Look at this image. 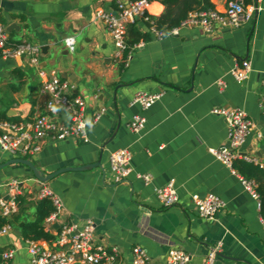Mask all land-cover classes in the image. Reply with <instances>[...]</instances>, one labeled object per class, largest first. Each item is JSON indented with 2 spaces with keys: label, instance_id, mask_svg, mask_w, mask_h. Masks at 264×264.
I'll use <instances>...</instances> for the list:
<instances>
[{
  "label": "crops",
  "instance_id": "1",
  "mask_svg": "<svg viewBox=\"0 0 264 264\" xmlns=\"http://www.w3.org/2000/svg\"><path fill=\"white\" fill-rule=\"evenodd\" d=\"M119 1L129 0H0V20L9 40L40 47L36 67L28 56L0 60V115L25 123L46 114L49 96L41 94L40 86L55 76L72 83L74 95L84 99L88 123L86 142L47 138L33 154L22 147L14 153L0 149V164L28 159L45 175L89 166L62 171L43 182L63 205L55 222L44 221V230L54 238L60 222L81 227L91 219L96 242L116 248L118 264H132L135 246L145 249L154 264H165L171 249L188 253L189 264H203L219 242L215 264H264L261 210L244 191L242 175L209 151L224 145L228 132L225 120L211 110L240 109L254 123L242 151L264 159V0L240 27L181 29L161 39L151 35L132 50L128 61L115 57L109 33L94 18L96 9L112 13ZM208 2L223 12L231 1ZM163 11L160 0H150L151 17ZM135 24L147 30L146 23ZM70 36L75 38L72 51L63 43ZM243 60L250 62V71L237 82L231 70L241 67ZM138 92L160 97L143 109L132 103ZM102 108L104 113L95 121ZM136 114L145 118L139 133L129 129ZM52 119L67 123L69 116L59 111ZM121 149L130 152L131 172L116 183L108 160ZM145 174L150 175L148 182L139 177ZM30 178L31 171L21 164L0 169V196L6 195L5 184L13 179ZM168 183L178 201L165 208L156 190ZM40 189L28 181L22 195L36 202ZM208 193L225 202L214 220L201 219L192 202L193 196ZM32 217L33 209L28 208L23 219ZM9 225V232L0 236V254L12 249L14 255L8 262L0 258V264H30L20 229Z\"/></svg>",
  "mask_w": 264,
  "mask_h": 264
},
{
  "label": "built area",
  "instance_id": "2",
  "mask_svg": "<svg viewBox=\"0 0 264 264\" xmlns=\"http://www.w3.org/2000/svg\"><path fill=\"white\" fill-rule=\"evenodd\" d=\"M260 0H235L230 2L223 12L214 8L189 12L178 26L168 32L157 30L151 16L148 13L150 0L119 1L116 10L112 13L98 8L94 12V18L101 22L109 33L116 48L115 57L125 60L131 58L132 50L144 45L139 42L132 47L126 45V30L129 24L138 20L148 23V31L152 38L161 39L164 36L177 35L179 30L188 28H199L206 32H212L216 27H240L249 22L258 10ZM63 43L67 49L72 51L75 45L73 36L66 37ZM40 47L28 43H19L10 46L8 35L0 20V60L14 59L16 57L28 56L30 64L38 66ZM250 71V62L243 60L241 67L231 70V74L237 82L247 78ZM44 75L41 72V76ZM74 85L65 80L51 76L41 82V94L48 95L45 103L46 114L37 115L31 121L25 123L0 122V149L14 153L22 147L24 153L33 154L40 150L41 143L51 138L57 141L76 139L86 142L88 140V123L85 117L86 103L84 99L73 93ZM160 94L138 92L132 103L147 109L154 104ZM59 111L69 116L67 123L57 122L53 117ZM104 109H100L94 120L97 121ZM211 114L222 117L227 125L226 143L219 148H211L210 153L224 166L234 170L233 163L242 160L264 168V159L242 151V147L254 128V123L247 114L240 109L213 108ZM145 118L141 115H133L129 123V129L133 133H139L143 128ZM84 127L81 128L80 125ZM260 137V135H259ZM131 155L128 149H121L109 156V167L116 183L126 180L131 172ZM144 182L150 180V175L139 176ZM28 181L41 186L36 199L47 198L53 205V211L45 218L46 224L55 222L61 214L63 205L59 197L54 195L43 182L34 177L26 180L13 179L5 184L6 195L0 196V214L11 217L17 211L16 197L22 195V188ZM239 181L245 192L256 201L258 210H261V202L257 193V184L254 180L239 176ZM156 196L163 207L168 208L175 205L178 196L172 183L158 188ZM192 202L201 219L214 220L217 213L225 207V202L213 193L203 197L193 196ZM260 222L264 226V216L260 215ZM10 225L6 224L0 228V236L7 234ZM26 250L30 264H118L119 255L116 248H106L99 245L95 239V222L86 220L81 227L74 222H60L55 237L50 242L39 240H25ZM221 247L217 243L210 248L203 264H215L216 255ZM14 250H6L1 254L3 262L12 259ZM190 255L178 249H171L166 257L165 264H189ZM132 264H154L145 249L135 246L132 250Z\"/></svg>",
  "mask_w": 264,
  "mask_h": 264
},
{
  "label": "trees",
  "instance_id": "3",
  "mask_svg": "<svg viewBox=\"0 0 264 264\" xmlns=\"http://www.w3.org/2000/svg\"><path fill=\"white\" fill-rule=\"evenodd\" d=\"M160 2L164 6V11L158 17H151V20L157 30L164 32H168L178 26L189 12L213 8L208 0H160ZM145 26L147 29L145 32L140 31L135 22L127 26L126 45L128 48L141 41L146 42L151 39V34L148 31L149 24L146 23ZM8 43L11 47L18 44L11 42L9 38ZM2 115H0V122L15 123L10 118L5 117L4 114ZM233 168L243 177L256 182V191L261 202V213L264 215V168L242 160H236L233 163ZM16 205L17 211L11 216L10 220L0 214V228L6 224H14L20 229L24 240H42L47 242L53 240V237L44 230L43 224L45 218L53 211V205L49 199L42 198L34 202L33 200H28L26 195H19L16 197ZM28 208L33 209V217L32 219L24 220L23 217L26 215ZM21 222H23L22 225H20Z\"/></svg>",
  "mask_w": 264,
  "mask_h": 264
},
{
  "label": "water",
  "instance_id": "4",
  "mask_svg": "<svg viewBox=\"0 0 264 264\" xmlns=\"http://www.w3.org/2000/svg\"><path fill=\"white\" fill-rule=\"evenodd\" d=\"M12 27L10 26L9 28H7V31L10 30ZM11 164H21L26 166L30 171L32 176L38 180L39 182H47L48 180H50L51 178H53L55 175L59 174L62 171L65 170H84V169H88L89 166H83V167H76V168H64L61 170H57L56 172H53L52 174H47L45 175L39 168H37L32 162H30L28 159H22V158H14V159H10L2 164H0V169L11 165ZM11 217H8V220H10Z\"/></svg>",
  "mask_w": 264,
  "mask_h": 264
},
{
  "label": "clouds",
  "instance_id": "5",
  "mask_svg": "<svg viewBox=\"0 0 264 264\" xmlns=\"http://www.w3.org/2000/svg\"><path fill=\"white\" fill-rule=\"evenodd\" d=\"M89 122H90V121H89ZM80 127H81V128H83V127H84V125H83V124H81V125H80Z\"/></svg>",
  "mask_w": 264,
  "mask_h": 264
}]
</instances>
